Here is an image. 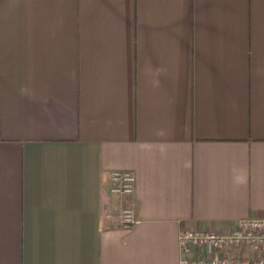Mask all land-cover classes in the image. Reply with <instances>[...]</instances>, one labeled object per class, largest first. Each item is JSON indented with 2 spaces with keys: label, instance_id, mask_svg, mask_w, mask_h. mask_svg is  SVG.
<instances>
[{
  "label": "crops",
  "instance_id": "obj_1",
  "mask_svg": "<svg viewBox=\"0 0 264 264\" xmlns=\"http://www.w3.org/2000/svg\"><path fill=\"white\" fill-rule=\"evenodd\" d=\"M248 218L264 0H0V264H180Z\"/></svg>",
  "mask_w": 264,
  "mask_h": 264
},
{
  "label": "built area",
  "instance_id": "obj_2",
  "mask_svg": "<svg viewBox=\"0 0 264 264\" xmlns=\"http://www.w3.org/2000/svg\"><path fill=\"white\" fill-rule=\"evenodd\" d=\"M111 180L113 194L134 193L136 177L132 172H113ZM121 221L129 227L140 223L130 207L122 209ZM179 245L183 253L192 247L206 252V256L197 259L182 258L180 264H264V219L239 220L229 234L181 230Z\"/></svg>",
  "mask_w": 264,
  "mask_h": 264
}]
</instances>
